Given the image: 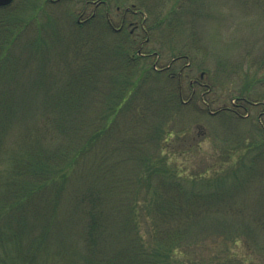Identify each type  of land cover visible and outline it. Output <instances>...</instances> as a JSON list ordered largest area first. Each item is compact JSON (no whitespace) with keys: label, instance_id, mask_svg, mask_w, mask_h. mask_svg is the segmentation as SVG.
Instances as JSON below:
<instances>
[{"label":"trees","instance_id":"trees-1","mask_svg":"<svg viewBox=\"0 0 264 264\" xmlns=\"http://www.w3.org/2000/svg\"><path fill=\"white\" fill-rule=\"evenodd\" d=\"M14 20L13 29H22ZM93 24L115 42L103 44L97 28L76 37L74 30ZM37 30L36 54H48L49 44H64L53 60L40 58L48 66L39 83L43 91H34L40 80L22 87L28 81L18 71H5L0 56V70L11 74L3 80L15 85L0 89V264H175L176 254L188 255L211 237L213 218L238 222L226 223L220 236L222 249L236 244L247 227L237 218L241 183L225 186L222 175L206 179V171L183 176L178 167L167 169L169 159L162 155L141 162L119 151L135 149L136 131L145 129L152 112L166 118L186 109L174 76L155 67L137 75L146 56L134 55L132 32H114L99 13L75 25L66 40L44 27ZM154 75L169 80L168 91L159 89L155 99L141 90ZM152 106L156 110L150 112ZM127 112H133L134 124L118 127L116 135ZM16 127L20 131L10 139ZM160 127L145 131L158 148L166 139ZM189 179L201 188L189 189Z\"/></svg>","mask_w":264,"mask_h":264},{"label":"rangeland","instance_id":"rangeland-1","mask_svg":"<svg viewBox=\"0 0 264 264\" xmlns=\"http://www.w3.org/2000/svg\"><path fill=\"white\" fill-rule=\"evenodd\" d=\"M90 1L105 2L97 13L105 22H108V13L116 27L121 24L127 8L134 7L139 11L128 14V26L122 32L127 36L133 31V40L137 44L135 56L143 44L141 51L146 58L137 66V75L144 68L164 70L171 67L166 75L174 76L173 81L176 86H181V98L187 105L179 113L172 110L166 118L152 112L145 120V129L136 131L139 138L135 149L119 151L138 157L141 162L146 156L162 155L169 159L167 169L178 167L177 171L184 170L183 176L206 171V179L213 180L222 175L225 186L233 181L241 183L235 202L241 210L237 218L245 220L242 224L247 226H242V231L247 233L241 231L236 244H228L222 249L221 228H226V223L238 222L234 218L227 222L213 218L208 221L211 237L188 255L176 254L173 263L264 264V115L259 116L264 112V0ZM42 3L45 4L41 11ZM95 3L87 7L83 18L86 0H14L7 8H0V56L6 61L7 65H2L6 67L5 71H18L28 81L22 85L24 88L40 80L34 91H43L45 84L39 83L47 77L48 66L41 64L40 58L53 60L64 44H49L53 47L48 54H36L33 44L38 38L37 29L44 27L43 31L66 40L73 36L80 20L91 17ZM14 19L20 20L22 29H13ZM94 28L103 44L115 42L116 37L100 31L95 24L74 32L76 37H81ZM179 57L182 59L174 62ZM0 72V89L13 90V80H3L11 74ZM180 73L181 83L178 82ZM194 80L202 85H192ZM145 82L147 84H142L141 90L153 92V99L159 89L165 87L167 92L169 88L166 77L158 79L154 75ZM244 100L259 104H249L248 110L239 108L248 104ZM152 109L156 110V107L152 106L150 112ZM228 110L233 111L231 116L225 115ZM247 114L249 116L241 118ZM133 115V112H127L120 116L115 134L118 127L125 129L126 123L134 124ZM155 125L161 126L162 137L166 135L159 148L154 144V135L145 133ZM120 129L117 137L112 136L111 144L114 145L120 136ZM13 131L18 133L20 127L11 131L10 139H13ZM169 133L172 139H167ZM190 181L193 180L186 183L189 189L201 188L194 187L195 183ZM249 242L251 248L246 246Z\"/></svg>","mask_w":264,"mask_h":264},{"label":"flooded vegetation","instance_id":"flooded-vegetation-1","mask_svg":"<svg viewBox=\"0 0 264 264\" xmlns=\"http://www.w3.org/2000/svg\"><path fill=\"white\" fill-rule=\"evenodd\" d=\"M91 3L94 4L95 2H92V1H90V0H86V8L84 9V13L81 14V17H82V18L85 16V12H86V10H87V7H88ZM103 5H106V3L101 2V1L95 3V5H94L95 8L93 9V14H92V15H94L95 12L97 11V9H99V8H100L101 6H103ZM117 10H118V11H121L120 7H118ZM128 14H129V12H126V13L122 16L121 24H120L118 27H116V26L114 25V23L112 22V19L109 17V14L107 13V16H108V18H109V22H110V25L112 26L113 31L119 33V32H122V31L128 26V24H127V22H128ZM86 20H87V19H85L84 21L86 22ZM79 23H82V21L80 20ZM191 84H192V85H194V84H196V85H202L199 81H195V80H194V81H191ZM258 104H259V103H255V104H253V105H258ZM239 108H242V109L248 110V108H247L246 106H239ZM247 115L249 116V114H247ZM263 115H264V112H260V113H259L260 118L263 117ZM243 117H245V116H243Z\"/></svg>","mask_w":264,"mask_h":264},{"label":"water","instance_id":"water-1","mask_svg":"<svg viewBox=\"0 0 264 264\" xmlns=\"http://www.w3.org/2000/svg\"><path fill=\"white\" fill-rule=\"evenodd\" d=\"M14 0H0V7H6L12 4Z\"/></svg>","mask_w":264,"mask_h":264}]
</instances>
